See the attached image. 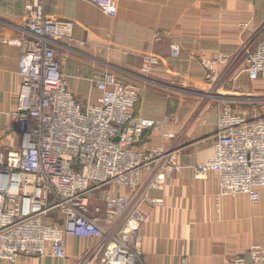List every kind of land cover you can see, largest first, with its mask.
<instances>
[{
  "label": "crops",
  "instance_id": "obj_1",
  "mask_svg": "<svg viewBox=\"0 0 264 264\" xmlns=\"http://www.w3.org/2000/svg\"><path fill=\"white\" fill-rule=\"evenodd\" d=\"M24 2L0 0V148L19 142L7 114L21 82L16 42L24 35ZM44 11L73 25L56 57L74 99L81 106L99 102L95 82L110 73L136 89L135 115L161 122L144 133L146 147L173 148L177 170L150 194L162 207L141 206V264H233L251 246L264 247V192L254 204L244 195L224 196L215 173L195 169L212 158L223 104L245 119L264 117V81L244 70L246 52L264 39V0H116L111 15L88 0H45ZM216 53L232 61L212 81L200 60ZM149 56L157 62L142 73ZM94 243L66 237L65 259L22 256L2 264H73Z\"/></svg>",
  "mask_w": 264,
  "mask_h": 264
},
{
  "label": "built area",
  "instance_id": "obj_2",
  "mask_svg": "<svg viewBox=\"0 0 264 264\" xmlns=\"http://www.w3.org/2000/svg\"><path fill=\"white\" fill-rule=\"evenodd\" d=\"M88 1L113 14L116 0ZM44 3L26 0L24 35L16 42L21 82L7 116L19 142L0 148V264L22 256L65 259L66 237L95 242L73 264H141V206L162 207L150 194L173 178V148L146 147L144 133L161 122L135 115L136 89L110 73L95 82L99 102L81 106L74 99L56 57L73 25L50 19ZM231 61L216 53L200 64L215 81ZM156 62L146 57L141 72ZM244 70L264 81V39L246 52ZM195 169L215 173L222 195L257 203L264 192V117L245 119L223 104L212 158ZM117 187L128 193L119 195ZM233 264H264V248L251 246Z\"/></svg>",
  "mask_w": 264,
  "mask_h": 264
},
{
  "label": "rangeland",
  "instance_id": "obj_3",
  "mask_svg": "<svg viewBox=\"0 0 264 264\" xmlns=\"http://www.w3.org/2000/svg\"><path fill=\"white\" fill-rule=\"evenodd\" d=\"M24 4H25V2L23 3V7H24ZM97 197H99V195H97ZM263 247V246H262ZM264 248V247H263Z\"/></svg>",
  "mask_w": 264,
  "mask_h": 264
}]
</instances>
